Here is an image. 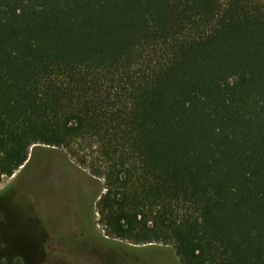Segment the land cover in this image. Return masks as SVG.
<instances>
[{
	"label": "trees",
	"instance_id": "trees-1",
	"mask_svg": "<svg viewBox=\"0 0 264 264\" xmlns=\"http://www.w3.org/2000/svg\"><path fill=\"white\" fill-rule=\"evenodd\" d=\"M35 144L108 238L264 264V0H0V177Z\"/></svg>",
	"mask_w": 264,
	"mask_h": 264
},
{
	"label": "rangeland",
	"instance_id": "rangeland-1",
	"mask_svg": "<svg viewBox=\"0 0 264 264\" xmlns=\"http://www.w3.org/2000/svg\"><path fill=\"white\" fill-rule=\"evenodd\" d=\"M41 148H30L22 171L0 177V264H178L170 246L106 237L92 203L100 181L60 149Z\"/></svg>",
	"mask_w": 264,
	"mask_h": 264
},
{
	"label": "water",
	"instance_id": "water-1",
	"mask_svg": "<svg viewBox=\"0 0 264 264\" xmlns=\"http://www.w3.org/2000/svg\"><path fill=\"white\" fill-rule=\"evenodd\" d=\"M34 147H44V148H41V150L40 151H46L45 153H57L58 154V152L57 151H54L55 149H58V148H56V147H50V146H46V145H42V144H35V145H33ZM32 151H33V149H32ZM31 151V153H30V155L28 156V158H27V160L20 166V170L22 171L27 165H28V163L29 162H31V160H32V158L34 157V155H33V152ZM44 153V154H45ZM58 158H60V157H62V156H60V155H58L57 156ZM64 157V156H63ZM69 163H72L69 159H67V157H64ZM71 165H73V164H71ZM74 167H76V168H78L79 169V167H77L76 165L74 166ZM20 171V172H21ZM86 174V173H85ZM13 175V174H12ZM91 177V176H90ZM92 178V179H91ZM91 178H89L90 180H93V177H91ZM94 179H97V178H94ZM97 180H99V179H97ZM100 181V180H99ZM100 184H101V186L97 189V193L93 196V199H92V203L93 202H96L95 200L98 198V196H99V194L101 193V191H102V183H101V181H100ZM107 237V236H106ZM110 239V238H109ZM111 240H115V239H111ZM119 241V240H118ZM147 245H152V244H147Z\"/></svg>",
	"mask_w": 264,
	"mask_h": 264
},
{
	"label": "flooded vegetation",
	"instance_id": "flooded-vegetation-1",
	"mask_svg": "<svg viewBox=\"0 0 264 264\" xmlns=\"http://www.w3.org/2000/svg\"><path fill=\"white\" fill-rule=\"evenodd\" d=\"M5 263H8V261H4ZM22 262V258L16 257L14 258V261L12 263L14 264H20Z\"/></svg>",
	"mask_w": 264,
	"mask_h": 264
}]
</instances>
